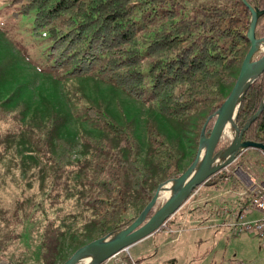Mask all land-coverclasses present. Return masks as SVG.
I'll list each match as a JSON object with an SVG mask.
<instances>
[{"label": "trees", "instance_id": "trees-1", "mask_svg": "<svg viewBox=\"0 0 264 264\" xmlns=\"http://www.w3.org/2000/svg\"><path fill=\"white\" fill-rule=\"evenodd\" d=\"M247 5L256 12L254 37H264V0H9L5 6L30 21L36 42L48 43L40 54L47 72L62 80L93 76L120 89L177 133L192 132V154L204 120L226 99L249 48L253 17ZM263 99L264 71L241 98L235 116L238 127ZM82 111L101 134L79 135L76 160H72V141L61 135L60 116L44 118L33 112L24 122L30 123L29 128L22 125L13 132L24 138L25 146L28 141L45 145L47 159H37L41 193L36 209L42 216L51 212L46 235L52 231L62 235L68 228L72 252L129 225L158 184L188 166L180 170L179 161L186 155L180 137L149 123L143 148L133 126L118 123L104 106L88 102ZM210 128L207 124L206 130ZM242 140L264 147V107ZM225 147L217 145L215 152ZM263 162L264 151L251 148L236 158L233 168L248 171L250 165ZM223 184L235 192L242 190L227 168L199 188L208 185L217 190ZM54 198L59 199L45 209L42 202ZM71 206L74 210H67ZM34 212L23 216L30 220ZM125 258L128 264L135 263Z\"/></svg>", "mask_w": 264, "mask_h": 264}, {"label": "rangeland", "instance_id": "rangeland-1", "mask_svg": "<svg viewBox=\"0 0 264 264\" xmlns=\"http://www.w3.org/2000/svg\"><path fill=\"white\" fill-rule=\"evenodd\" d=\"M8 1L0 0V264H62L73 253L68 241L69 230L65 228L62 235L54 231L46 235L44 229L52 221L51 212L49 216L48 211L47 216H42L41 210L36 209L41 193L38 187L40 171L37 159L38 156L47 159L42 151L45 145L42 142L32 144L28 141L25 146L24 138L16 137L13 133L22 125L29 128L30 123L24 122L31 113L44 118H63L60 131L63 137L73 143L72 160L80 158L78 137L81 133L94 137L101 134L100 129L82 111V107L88 102L104 106L118 123L131 124L143 148L146 145V126L149 123L169 136L180 137L186 152L185 157L179 161L180 170L192 161L197 147L190 154L192 132L177 133L166 120L152 113L146 105L135 101L111 84L93 76L62 80L47 72L46 62L40 54L48 43L36 42L32 38L30 21L12 14L13 10L5 6ZM262 54L263 52L255 53L252 59L258 60ZM213 120L214 116L207 124L212 126ZM229 142L230 139L222 134L218 145L227 146ZM254 157L255 155H250V158ZM250 166L248 171L240 166L237 168L257 174L261 165ZM225 168L229 171L232 169L239 178L233 163ZM46 182L44 188L48 191V179ZM211 188L205 185L193 194L194 199L198 197L197 203L200 205L206 202L202 205L206 209L222 202L227 206L239 204L244 195L243 192L229 190L226 184L217 190ZM58 199L42 203L47 209L49 203H55ZM165 200L166 197L161 195L154 208H158ZM72 207L67 210H74ZM67 210H61V213H66ZM26 211H35L32 219L27 220L23 216ZM195 214L192 212L197 217ZM70 223L71 219H68L67 224ZM207 224L205 228L190 232L187 238L180 240L171 233L164 236L162 231L155 232L154 238L146 240V248L141 246L142 251L144 253L146 250L149 258H156L151 264H215V260L216 264H264L262 247L255 235L244 233L232 236L228 230L209 226L211 221H207ZM197 226L200 227L201 223H197ZM128 251L120 252L119 257L127 256ZM206 253L214 255L204 257ZM102 264H112V261ZM136 264H140V260Z\"/></svg>", "mask_w": 264, "mask_h": 264}, {"label": "water", "instance_id": "water-1", "mask_svg": "<svg viewBox=\"0 0 264 264\" xmlns=\"http://www.w3.org/2000/svg\"><path fill=\"white\" fill-rule=\"evenodd\" d=\"M247 7L250 9L253 17L247 34L249 48L243 57L236 80L226 99L215 113L209 115L204 120L200 129L198 146L192 161L180 175L158 184L151 199L129 225L112 235L89 241L77 248L62 264H78L83 262L82 259L85 257H90L91 259L86 263L84 262V264L104 263L113 255L127 250L132 245L157 232L181 209L196 188L203 185L211 175L235 161L241 150L255 148L264 151L262 144L242 140L244 131L261 113L264 107V99L261 101L257 111L241 128L238 127L235 119L236 111L245 91L264 71V53L258 60L254 61L252 59L257 51V42L264 39V37H254L256 12L249 5ZM213 116V124L210 130L207 131L205 130L206 125ZM229 119H233L236 125V133L225 148L215 152L224 126ZM202 142L205 143V147L200 158V146ZM218 155L224 156L225 161L221 163L217 162L216 156ZM170 181L173 182L172 194L166 197V200L158 208H154L156 201L161 196V189ZM150 211H153V213L148 216Z\"/></svg>", "mask_w": 264, "mask_h": 264}, {"label": "built area", "instance_id": "built-area-1", "mask_svg": "<svg viewBox=\"0 0 264 264\" xmlns=\"http://www.w3.org/2000/svg\"><path fill=\"white\" fill-rule=\"evenodd\" d=\"M244 150H241V154ZM235 173L239 174V181L244 187L241 192L244 195L241 197V203L236 205H224L218 203L215 207V212L221 218V222L231 232L232 235L253 234L259 240L264 255V162L261 164L258 175L250 174L237 168ZM238 193H241V192ZM195 191L194 193H196ZM245 203V204H242ZM253 212H257L258 216L249 217ZM117 253L110 257L107 262L112 261V264H128V261L119 257ZM234 264H243L237 262Z\"/></svg>", "mask_w": 264, "mask_h": 264}, {"label": "crops", "instance_id": "crops-1", "mask_svg": "<svg viewBox=\"0 0 264 264\" xmlns=\"http://www.w3.org/2000/svg\"><path fill=\"white\" fill-rule=\"evenodd\" d=\"M193 199L194 197L191 196L181 207V209H179V211L175 213V215L168 220L167 226L165 224L163 228H160L157 232L162 231L164 236H166L168 233L174 234L175 238L177 240H180L185 237L187 238L190 232H193L198 229H203L206 226H208L207 221H211V224H209V226L218 227L221 230L224 231L228 230L230 232V230L225 225H223V223L221 222V218L217 216L214 210V208L217 206L218 203H216L215 206H211L210 209H206V206L204 207L199 203H197V205L196 204L194 205ZM192 212L196 213L195 215L197 217L193 216ZM256 216H258L257 212H253L251 215H249V217H256ZM197 223H201V226L200 227L197 226ZM155 234L156 233H153L149 237L143 239L141 242L134 244L127 249L129 251L126 253V255L133 261V263L135 262L134 264H136L138 260H140V264H151V262H154L153 260L156 258L153 257L149 258L146 250H144L143 253L142 247L146 248L145 245L146 240H148L149 238H154ZM211 254L212 253H206L204 257L214 255ZM125 257L126 256L122 258L126 259ZM215 264H216V260H215Z\"/></svg>", "mask_w": 264, "mask_h": 264}, {"label": "bare ground", "instance_id": "bare-ground-1", "mask_svg": "<svg viewBox=\"0 0 264 264\" xmlns=\"http://www.w3.org/2000/svg\"><path fill=\"white\" fill-rule=\"evenodd\" d=\"M258 52H261V53L263 52L264 53V39H262V40L257 42V51H256V53H258ZM235 133H236V125L233 122V119H229L228 122L226 123V125L224 126L222 134H225L229 139H232L234 137ZM204 147H205V143L202 142V144L200 146V158H201V156L203 154ZM216 161L221 163V162L225 161V157L222 156V155H218V156H216ZM172 187H173V182L172 181L168 182L167 184H165L163 186V188L161 189L160 194L163 195L164 197H169L172 194V191H173ZM90 259H91L90 257H85V258L82 259V261L86 263Z\"/></svg>", "mask_w": 264, "mask_h": 264}]
</instances>
